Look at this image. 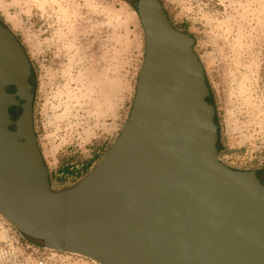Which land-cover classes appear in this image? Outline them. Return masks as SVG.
Returning a JSON list of instances; mask_svg holds the SVG:
<instances>
[{"label": "water", "instance_id": "95a60500", "mask_svg": "<svg viewBox=\"0 0 264 264\" xmlns=\"http://www.w3.org/2000/svg\"><path fill=\"white\" fill-rule=\"evenodd\" d=\"M133 9L144 51L126 122L58 191L34 132L31 62L0 22V216L45 250L95 264H264V184L220 160L195 40L160 0Z\"/></svg>", "mask_w": 264, "mask_h": 264}, {"label": "rangeland", "instance_id": "374dc122", "mask_svg": "<svg viewBox=\"0 0 264 264\" xmlns=\"http://www.w3.org/2000/svg\"><path fill=\"white\" fill-rule=\"evenodd\" d=\"M189 34L215 108L220 160L264 170V0H160ZM136 0H0L36 87L33 127L58 191L94 168L128 117L144 41ZM68 170V174L65 171ZM0 264H95L45 250L0 216Z\"/></svg>", "mask_w": 264, "mask_h": 264}, {"label": "flooded vegetation", "instance_id": "af4514ba", "mask_svg": "<svg viewBox=\"0 0 264 264\" xmlns=\"http://www.w3.org/2000/svg\"><path fill=\"white\" fill-rule=\"evenodd\" d=\"M7 92L12 94L15 92L14 88L13 87H10L7 89ZM209 98H210V93H209ZM211 103V99H210V102ZM19 111H20V108L19 107H11L9 109V113L11 115V118L14 120L15 119V116L17 117V114H19ZM16 120V119H15ZM249 171H255V174H256V177L258 178V180L264 184V170L262 169H258V170H249Z\"/></svg>", "mask_w": 264, "mask_h": 264}, {"label": "trees", "instance_id": "16d2710c", "mask_svg": "<svg viewBox=\"0 0 264 264\" xmlns=\"http://www.w3.org/2000/svg\"><path fill=\"white\" fill-rule=\"evenodd\" d=\"M29 83H30V85L32 86V92H33V95H34V97H35V90H36V87H35V84H34L33 71H32V73H31V77H30V79H29ZM207 101L210 102V98H207ZM33 102H34V101H33ZM19 113H20V111H19ZM18 115H19V114H17V117H18ZM17 117L15 116V119H16ZM15 119H14V120H15ZM12 120H13V119H12ZM215 123H216V121H215ZM11 129H13V128H11ZM217 148H218V146H217ZM218 152H219V149H218ZM101 158H102V157H101ZM101 158H100V159H101ZM100 159H99V160H100ZM98 162H99V161H98ZM91 163H92V162L89 161V162L85 165V170H86V172H85V173H84V174H83V175L77 180V182H78L79 180H81L84 176H86V175L92 170V169H91L90 171H88L89 165H90ZM65 173L68 174V173H69L68 170L65 171ZM77 182H76V183H77ZM76 183H75V184H76ZM75 184H74V185H75ZM28 239L31 240L30 238H28Z\"/></svg>", "mask_w": 264, "mask_h": 264}]
</instances>
